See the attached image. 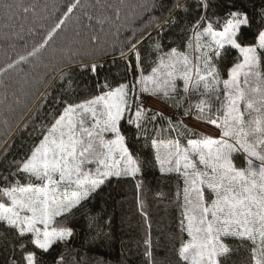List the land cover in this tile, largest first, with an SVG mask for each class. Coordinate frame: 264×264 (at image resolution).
Wrapping results in <instances>:
<instances>
[{"label": "snow or ice", "instance_id": "snow-or-ice-1", "mask_svg": "<svg viewBox=\"0 0 264 264\" xmlns=\"http://www.w3.org/2000/svg\"><path fill=\"white\" fill-rule=\"evenodd\" d=\"M0 52V264H81L128 188L122 264H264V0H0Z\"/></svg>", "mask_w": 264, "mask_h": 264}, {"label": "trees", "instance_id": "trees-1", "mask_svg": "<svg viewBox=\"0 0 264 264\" xmlns=\"http://www.w3.org/2000/svg\"><path fill=\"white\" fill-rule=\"evenodd\" d=\"M56 2L63 4L64 0H56ZM4 59L3 52H0V64H3ZM39 71L42 74L44 70L40 69ZM163 190L167 192V188H163ZM113 197L106 206H102L109 216L114 217L111 242L106 245L84 243L81 247V239H77L74 247L79 254L81 264H97L98 261L103 262V264H122L123 257L121 253L126 252L129 246L134 247L135 245L140 233L138 227L140 217L134 203V193L128 188L114 193ZM148 201L151 215L154 220L161 222L160 226L162 227L163 223L167 222V217L170 214L167 204H157L151 194L148 195ZM77 231L79 232L80 229L77 228Z\"/></svg>", "mask_w": 264, "mask_h": 264}]
</instances>
